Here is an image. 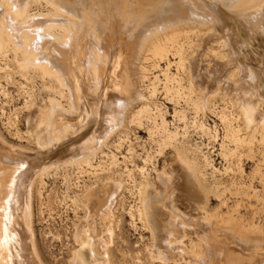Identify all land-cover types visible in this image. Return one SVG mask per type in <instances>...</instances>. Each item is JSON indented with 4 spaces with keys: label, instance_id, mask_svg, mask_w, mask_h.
Here are the masks:
<instances>
[{
    "label": "bare ground",
    "instance_id": "obj_1",
    "mask_svg": "<svg viewBox=\"0 0 264 264\" xmlns=\"http://www.w3.org/2000/svg\"><path fill=\"white\" fill-rule=\"evenodd\" d=\"M192 35L202 42L185 46L182 40ZM9 53L20 74L28 77L32 71L50 95L47 107L32 112L27 121L37 129L43 127V132L33 131L38 151L22 154L0 139V264H41L30 205L34 180L59 162L92 169L91 155L143 98L140 81L147 78L146 65L151 69L175 58L173 96L183 99L196 115L209 109L222 84L232 100L231 109L237 108L235 119L252 134L260 133L264 141V0H0V57L6 59ZM164 91V95L171 91L166 83ZM151 93L155 96L156 86ZM147 106H138L132 118L146 114ZM161 130L162 144L176 152V167L153 180L143 176L134 184L137 204L135 214L130 213L149 231L144 264H170L180 255L190 264H264V237L256 228L205 210L211 190L202 179L201 160L177 143L176 132ZM228 150L232 156L234 151ZM107 178L102 184L95 181L82 195L80 205L86 214L76 226L77 247L68 264H111L104 229L112 234L110 220L124 186L121 179ZM175 197L190 201L197 217L190 210L180 212ZM107 221L110 226L104 224ZM187 229L197 238L190 249L184 244ZM97 243L102 253L96 250Z\"/></svg>",
    "mask_w": 264,
    "mask_h": 264
},
{
    "label": "rangeland",
    "instance_id": "obj_2",
    "mask_svg": "<svg viewBox=\"0 0 264 264\" xmlns=\"http://www.w3.org/2000/svg\"><path fill=\"white\" fill-rule=\"evenodd\" d=\"M182 42L187 46L202 41L199 36L192 35L188 39H183ZM212 45L214 51L217 50L216 52L219 54L220 50L217 49V45ZM12 58V53H9L6 59L0 57V67L2 68L0 69V139L4 143H7L5 145L6 147L18 148V151L23 152L22 154L32 153L36 152L35 150H39V146L36 145L37 142L34 138L36 134L34 135L33 131L43 132V127L38 129L37 126L33 127L32 124L27 122L28 117L36 111L40 112L44 110L43 108L47 107L50 92L43 85L42 80L36 75L34 76L32 71L29 72L28 77L20 74ZM166 62L163 60L151 69L149 67L150 65H146L148 72H146L147 78H143L140 81L142 83H140L141 93L142 95L145 93L143 98L133 105L131 113L125 115L123 125L116 129L104 141L103 145L94 152L95 154L91 155V165H94L92 169L85 166V164H79V167L78 163L73 165L74 163L69 162L70 165H67L68 162H65L66 164L59 162L57 164L59 168L57 165H52V168L49 166L51 169L47 168L43 171V175L41 174L34 180L30 195V205L34 238L41 264H68L72 250L77 247L74 238L76 226H78V222L84 219L82 216L86 214L85 207L80 205L82 204L80 201L82 195L87 191L86 188L96 185L95 183L98 179H100V184H102L108 179L107 177L111 178V176L117 180L121 179L120 181L124 187L116 198L115 208L113 209L114 216L110 220L111 224L109 221H107L108 224L104 222L107 226L111 225L112 234L106 232L104 229L106 226L102 228L105 231L104 239L109 243L108 254L110 262L111 264H144L147 261V253L144 247L149 241V231L142 226L136 217L132 219L130 213L135 214L134 210L137 204L134 184L142 180L141 178L143 176L153 180L160 172L168 168L170 170L176 167L175 150L171 146H164L161 142L160 135L162 127L170 133L176 132L177 143L189 149L188 155L190 157L193 156L192 158L198 162L200 160L202 161L203 164L200 163L201 161L198 163L200 168L202 167V179H205L204 182L208 190H211L208 193L205 210L209 214L217 212L225 220H232L246 228H256L260 232V235L264 237V141L261 140L260 133L252 134L250 130L243 128L244 125L239 118L235 119L237 108L234 107L231 109L233 107L230 104L232 100L225 95L222 84L219 92L212 98L209 109L203 114L202 112L200 114L198 113L199 116L193 113L191 106L185 105L186 103L183 99H177L175 95L173 96V90L176 89L175 81H173L174 84L172 83V79L176 77L175 58H170L169 64ZM150 72L151 74H149ZM171 75L174 76L172 77ZM166 76H168L169 81L164 82V80L166 81ZM156 77L160 82L155 80ZM28 78L30 79L28 80ZM152 79L158 84L156 85ZM165 83L171 90L166 95H164ZM152 85L157 88V93L153 96L154 98L151 93ZM47 95L48 97H46ZM172 97L177 100L171 99ZM167 98L169 99L167 100ZM30 100L35 104L30 105ZM144 105L150 107L147 106L148 112L132 118V115ZM137 107L138 109H136ZM151 110L152 112H149ZM139 122L142 123L140 124ZM199 125H203L202 127L205 126V128ZM175 128L178 130H174ZM149 130L153 133H151L152 136ZM31 131L32 133L30 134ZM232 131H235L237 135L239 134L238 136L235 135L237 139L233 136ZM242 132L244 135L248 134L249 136L246 135L245 138ZM230 133L232 134L231 136ZM249 137L251 138L249 139ZM234 139L235 141H233ZM244 140L246 149L243 146L244 142H242ZM238 143H241V145ZM236 145L243 146V148ZM164 147L167 148L164 149ZM227 147L231 150V153L234 151V155L232 153L231 156ZM193 148L194 150H191ZM24 149H26L25 153ZM190 152L193 154L195 152L198 153L196 155L194 154V156ZM224 153L230 155H223ZM112 155L114 156L113 159ZM251 156H254V158ZM208 162L210 163L207 164ZM143 169L144 171H142ZM45 172L48 174H44ZM203 172H205V175ZM175 199L177 198L175 197ZM182 199L178 198L175 200L180 212H188L190 214L191 211L192 215L197 217L195 212L198 211L194 210L195 212L193 213V209L190 207L191 202ZM184 241L185 246L189 249L191 245L197 243V238L191 229H187V236ZM98 246L99 248H97ZM96 250L98 253H102L98 243L96 244ZM181 257L182 255L177 256L176 261L170 262V264H190L185 263L186 261L181 259Z\"/></svg>",
    "mask_w": 264,
    "mask_h": 264
}]
</instances>
